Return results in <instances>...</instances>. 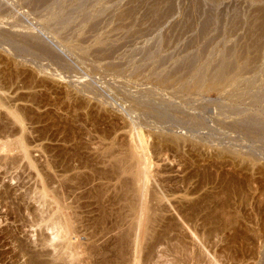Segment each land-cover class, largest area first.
Wrapping results in <instances>:
<instances>
[{
	"label": "rangeland",
	"instance_id": "rangeland-1",
	"mask_svg": "<svg viewBox=\"0 0 264 264\" xmlns=\"http://www.w3.org/2000/svg\"><path fill=\"white\" fill-rule=\"evenodd\" d=\"M37 1L0 0V264H264V45L252 73L185 67L264 0L200 1L201 40L190 0Z\"/></svg>",
	"mask_w": 264,
	"mask_h": 264
},
{
	"label": "bare ground",
	"instance_id": "bare-ground-1",
	"mask_svg": "<svg viewBox=\"0 0 264 264\" xmlns=\"http://www.w3.org/2000/svg\"><path fill=\"white\" fill-rule=\"evenodd\" d=\"M58 1H60V0H38L37 1V3H42L41 5H45V4H50L49 6L50 7H52V5L51 4H55L56 3V5H57V2ZM81 1V0H80ZM84 1V0H83ZM83 1H81V2H79V4L77 5V7H79V5H84L85 4V1H84V4H81V3H83ZM91 1V0H90ZM119 1H121V0H119ZM167 1V0H166ZM169 1V3H167V4H170V6H172V4L175 2H173L172 4H171V2H170V0H168ZM200 1H202V0H190V9H191V15L193 16L194 14H196V13H198V15L199 14H201V13H203L202 14V16L204 15V13L206 14L205 15V17L203 16V17H198V15H196L195 17H198V18H201L202 20V22L200 21V27H199V32H198V34H197V32H195L196 34H197V39H198V37H200V39L199 40H201V38L203 39V38H205V37H207L208 38V34L211 32V30L213 31L214 30V27H212L213 25H214V23H216V21L218 22V20L217 19H219L218 17H217V15L218 14H216L214 11L216 10H214V11H212V10H210V9H208V10H210V11H204V9H202V7H203V2L201 3ZM30 2V1H29ZM28 2V3H29ZM67 2H69V1H67ZM74 2V1H73ZM103 2H105V1H103ZM112 2H114V1H112ZM159 2V1H158ZM157 2V3H158ZM60 3V2H59ZM59 3H58V5H59ZM63 3V2H62ZM62 3H60V4H62ZM71 3V2H70ZM76 3V2H75ZM94 3V2H93ZM117 3V2H116ZM188 2H186V4H187ZM205 3V2H204ZM217 3V2H216ZM64 4V3H63ZM62 4V5H63ZM74 4V3H73ZM72 4V5H73ZM77 4V3H76ZM252 4V3H251ZM65 5V4H64ZM67 5H68V3H67ZM88 5V4H87ZM92 5V4H91ZM129 5V4H128ZM132 5V4H131ZM160 5V4H159ZM215 5V4H214ZM217 5V4H216ZM219 5V4H218ZM259 5V4H258ZM45 6H47L48 7V5H45ZM74 6V5H73ZM86 6V5H85ZM121 6V5H120ZM156 6V5H155ZM168 6V5H167ZM174 6H175V4H174ZM206 6H208V5H206ZM220 6V5H219ZM238 6V5H237ZM248 6V5H247ZM250 6V5H249ZM261 6V5H260ZM43 7V6H42ZM49 7V8H50ZM55 7V6H54ZM58 7V6H57ZM56 7V8H57ZM76 7V8H77ZM81 7V6H80ZM83 7V6H82ZM134 7V6H133ZM209 8H210V4H209V6H208ZM216 7V6H215ZM66 8V7H65ZM72 7H70V9H71ZM74 8H75V6H74ZM74 9V10H76L77 11V9L80 11V8H77V9ZM87 8V7H86ZM103 8H104V6H103ZM109 8V7H108ZM114 8V7H113ZM158 8H159V6H158ZM161 8V7H160ZM186 8V7H185ZM206 9H207V7H205ZM217 8V7H216ZM238 8V7H237ZM247 8H249V7H247ZM255 8V7H254ZM44 9V8H43ZM59 9V8H58ZM73 9V8H72ZM90 9V8H89ZM91 9H92V7H91ZM96 9H97V7H96ZM100 9H102L101 8V6H100ZM105 9V8H104ZM107 9V8H106ZM112 9V8H111ZM129 9V8H128ZM133 9V8H132ZM139 9V8H138ZM152 9V8H151ZM171 9H172V7H171ZM170 9V10H171ZM189 9V8H188ZM188 9L187 10H184V11H188ZM226 9V8H225ZM240 10H241V6H240V8H239ZM48 10V9H47ZM61 10H62V8H61ZM65 10V9H64ZM87 10H88V8H87ZM219 10V9H218ZM217 10V11H218ZM231 10V9H230ZM245 10V9H244ZM44 11V10H43ZM70 11H72V10H70ZM84 11V10H83ZM82 11V12H83ZM91 11V10H90ZM97 11V10H96ZM103 11V10H102ZM133 11V10H132ZM136 11H138V10H136ZM159 11H160V9H159ZM169 11V10H168ZM167 11V12H168ZM174 11H175V9H174ZM220 11H222V10H220ZM228 11V10H227ZM234 11V10H233ZM237 11V10H236ZM247 11V10H246ZM251 11V10H250ZM249 11V12H250ZM47 12V11H46ZM67 12H68V10H67ZM73 12V11H72ZM101 12V11H100ZM147 12V11H146ZM149 12V11H148ZM170 12V11H169ZM172 12H173V10H172ZM177 12V11H176ZM190 12V11H189ZM188 12V13H189ZM226 12V11H225ZM230 13H231V11H229ZM240 12V11H239ZM243 12V11H242ZM241 12V13H242ZM263 12H264V9H263V11H262V9L260 8H258L257 10H256V12L254 13V12H252V13H254V14H252V15H250L251 16V18L249 19V18H247V20H248V23H247V20H246V22H245V20H244V15H242V17H243V19L242 20H244V21H242L241 19V24L243 23V22H245L248 26H247V30L245 31V33H244V36H245V38H241L242 40L240 41V39H239V41L238 42H234L233 44L231 43V44H227L225 47H224V49H223V51H221V52H219V53H221V55L219 54V57H218V55H214L213 53L216 51V50H212V51H210V53H212L214 56H216L215 57V59L213 60H211V58H209V52H206L207 51V47H210V45H211V47H212V44H210V43H208V46H206V44L204 43L203 45H201V50L199 51V53L198 52H193V54L192 53H190V55H188V59H186V62H185V67H187V68H189L190 69V71H191V69L194 67V65H196V64H198L197 62L199 61V58H200V54L201 53H203V55H202V58L203 59H205L206 60V58L208 59V60H204V62H203V64H205V65H207L208 64V62L210 61L211 62V65H212V62H214L215 63V65L213 66L212 65V67H216L217 68V71H218V68L219 69H221L220 71V73H219V78L221 79V80H225V79H227V78H229L228 76L229 75H232V73L233 72H231V71H234V70H236L237 71V74L239 75V74H241V73H243L245 70L246 71H248V70H250L251 71V73H252V70H254V69H256V67H258V65H259V63H260V61H262L263 59L261 58V55H260V50H261V46L262 45H264V14H263ZM61 13V12H60ZM75 13V15H76V12H74ZM78 13V12H77ZM89 13V12H88ZM104 13V12H103ZM116 13V12H115ZM130 13V12H129ZM136 13V12H135ZM154 13V12H153ZM159 13V12H158ZM161 13V12H160ZM165 13H166V11H165ZM219 13V12H218ZM234 13V12H233ZM244 13V12H243ZM246 13V12H245ZM59 14V13H58ZM57 14V15H58ZM69 15L71 14V13H68ZM73 14V13H72ZM84 14V13H83ZM107 14V13H106ZM157 14V13H156ZM166 14H168V13H166ZM171 14V13H170ZM169 14V15H170ZM225 14H227V12L225 13ZM249 14V13H248ZM93 15V14H92ZM103 15V14H102ZM110 15V14H109ZM113 15V14H112ZM117 15H118V13H117ZM124 15V14H123ZM143 15H144V13H143ZM152 15V14H151ZM161 15V17H162V15L163 14H160ZM172 15V14H171ZM185 15H186V12H185ZM185 15H184V18H185ZM191 15H190V13H189V16H190V18H191ZM222 15V17H223V13L221 14ZM221 15H219V16H221ZM230 15V14H229ZM228 15V16H229ZM235 15V14H234ZM233 15V16H234ZM238 15H240V14H238ZM237 15V16H238ZM43 16V15H42ZM99 16V15H98ZM128 16V15H127ZM130 16V15H129ZM156 16V15H155ZM201 16V15H200ZM226 16V15H225ZM249 16V15H248ZM41 17V16H40ZM63 17V16H62ZM79 17V16H78ZM83 17V16H82ZM112 17V16H111ZM144 17H146L145 15H144ZM152 17H154V16H152ZM158 17H159V14H158ZM235 17V16H234ZM242 17H238V18H242ZM88 18V17H87ZM99 18H101V17H99ZM103 18V17H102ZM121 18V17H120ZM119 18V19H120ZM162 18H164L165 19V17H162ZM193 18H194V16H193ZM221 18V17H220ZM233 18V17H232ZM237 18V20H235V19H233V20H235V22L232 24V25H234V24H236V25H238V21H240L239 19ZM67 19H69V17L67 18ZM66 19V20H67ZM104 19H105V17H104ZM118 19V20H119ZM133 19V18H132ZM197 19V18H196ZM51 20V19H50ZM66 20H64V21H66ZM71 20V19H70ZM73 20V19H72ZM71 20V21H72ZM80 20V19H79ZM99 20V19H98ZM102 20V19H101ZM111 20V19H110ZM159 20H161V19H159ZM193 20V19H192ZM220 20H222V18L220 19ZM219 20V21H220ZM232 20V19H231ZM59 21L61 22V20L59 19ZM85 21H86V19H85ZM121 21V20H120ZM153 21V20H152ZM156 21V20H155ZM199 21V20H198ZM223 21H224V19H223ZM69 22V21H68ZM73 22V21H72ZM83 22V21H82ZM101 22V21H100ZM99 22V23H100ZM107 22V21H106ZM122 22V21H121ZM136 22V21H135ZM161 22H162V20H161ZM191 22V21H190ZM193 22V21H192ZM238 22V23H237ZM51 23V22H50ZM79 23V22H78ZM77 23V24H78ZM117 23V22H116ZM115 23V24H116ZM186 23V22H185ZM187 23H189V22H187ZM221 23H223V22H221ZM221 23H219L220 25H221ZM232 23V22H231ZM231 23H230V21H229V25H231ZM245 23H244V26H245ZM67 24V23H66ZM106 24H108V23H106ZM120 24V23H119ZM149 24V23H148ZM151 24V23H150ZM157 24V23H156ZM240 24V25H241ZM53 25V24H52ZM81 24H79V26H80ZM110 25V24H109ZM116 25H118V24H116ZM159 25H161V24H159ZM187 25H189V24H187ZM197 25V24H196ZM195 25V26H196ZM229 25H228V27H227V30H228V32H229ZM236 25L235 26H232V29H230V30H232V31H234L235 32V30H237L238 28L236 27ZM59 26V25H58ZM71 26V25H70ZM73 26V25H72ZM92 26V25H91ZM102 26V25H101ZM122 26V25H121ZM126 26V25H125ZM143 26V25H142ZM150 26V25H149ZM186 26V25H185ZM194 26V25H193ZM195 26H194V28H195ZM216 26V25H215ZM218 26V25H217ZM242 26V25H241ZM94 27V26H93ZM106 27V26H105ZM146 27V26H145ZM156 27V26H155ZM154 27V28H155ZM159 27V26H158ZM161 27V26H160ZM174 27V26H173ZM189 27V26H188ZM192 27V26H191ZM198 27V26H197ZM220 27H222V25L220 26ZM225 27V26H224ZM223 27V28H224ZM235 27H236V29H235ZM67 28V27H66ZM76 28V27H75ZM91 28V27H90ZM95 28V27H94ZM175 28V27H174ZM193 28V27H192ZM191 28V29H192ZM222 28V29H223ZM243 28V27H242ZM241 28V29H242ZM74 29V28H73ZM108 29V28H107ZM122 29V28H121ZM125 29V28H124ZM140 29V28H139ZM147 29V28H146ZM151 29V28H150ZM155 29H158V28H155ZM181 29V28H180ZM185 29V28H184ZM190 29V28H189ZM220 29L221 28H219L218 30H217V32L218 31H220ZM222 29H221V32H222ZM233 29H235V30H233ZM65 30V29H64ZM92 30H93V28H92ZM91 30V31H92ZM112 30H114L113 28H112ZM120 30V29H119ZM148 30V29H147ZM160 30V29H159ZM185 30H187V28L185 29ZM194 30V29H193ZM244 30V29H243ZM62 31V30H61ZM90 31V32H91ZM96 31V30H95ZM110 31V30H109ZM146 31V30H145ZM180 31V30H179ZM184 31V30H183ZM224 31V30H223ZM238 31H240L239 29H238ZM66 32V31H65ZM69 32H71V31H69ZM94 32V31H93ZM149 32V31H148ZM172 32V31H171ZM216 32V31H215ZM76 33V32H75ZM82 33V32H81ZM141 33H142V31H141ZM147 33V32H146ZM146 33H144V34H146ZM193 33H194V31H193ZM223 33V32H222ZM222 33H221V35H222ZM243 33V32H242ZM241 33V34H242ZM138 34V33H137ZM183 34V33H182ZM215 34V33H214ZM218 34H220V33H218ZM217 34V35H218ZM232 34L233 33H231V37H232ZM108 35V34H107ZM141 35V34H140ZM139 35V36H140ZM164 35V34H163ZM168 35V34H167ZM175 35H177V34H175ZM199 35V36H198ZM234 35V34H233ZM239 35H240V33H239ZM109 36V35H108ZM148 36V35H147ZM166 36V35H165ZM194 36V38H195V35H193ZM192 36V37H193ZM214 36V35H213ZM223 36V35H222ZM238 36V35H237ZM243 36V37H244ZM143 37V36H142ZM183 37V36H182ZM191 37V38H192ZM241 37H242V35H241ZM166 38V37H165ZM179 38V37H178ZM191 38H189V39H191ZM210 38H212L211 36H210ZM220 38V37H219ZM218 38V39H219ZM236 38V37H235ZM237 38H240V37H237ZM162 39V38H161ZM160 39V40H161ZM224 39V38H223ZM226 39V38H225ZM205 40V39H204ZM213 40H214V38H213ZM217 40V39H216ZM229 40V39H228ZM244 40V41H243ZM189 41V40H188ZM207 40H205V42H206ZM208 41H210V39H208ZM215 41V40H214ZM221 41V40H220ZM233 41H235V40H233ZM167 42V41H166ZM202 42V41H201ZM200 42V43H201ZM222 42V41H221ZM231 42V41H230ZM229 42V43H230ZM160 43V42H159ZM189 43H190V41L188 42V46H189ZM192 44H190V45H193V41L191 42ZM185 44H186V42H185ZM217 44H219L218 42H217ZM222 44V43H221ZM220 44V45H221ZM155 45V44H154ZM158 45V44H157ZM166 45H167V43H166ZM215 45V44H214ZM213 45V46H214ZM117 46V45H116ZM158 46H160V44L158 45ZM157 46V47H158ZM173 46V45H172ZM219 46V45H218ZM149 47V46H148ZM161 47V46H160ZM163 47V46H162ZM191 47V46H190ZM152 48H154L153 46H152ZM187 48V47H186ZM215 48V47H214ZM219 48V47H218ZM149 49V48H148ZM159 49V48H158ZM169 49V48H168ZM209 49V48H208ZM213 49V48H212ZM111 50V49H110ZM116 50V49H115ZM157 50V49H156ZM156 50H154L155 51V54L154 55H156ZM188 50V49H187ZM153 51V50H152ZM153 51V52H154ZM179 51H180V49H179ZM178 51V52H179ZM189 51V50H188ZM193 51H194V49H193ZM220 51V50H219ZM111 52V51H110ZM149 52V51H148ZM158 52V51H157ZM161 52V51H160ZM176 52V51H175ZM217 52V51H216ZM114 53V52H113ZM174 53V52H173ZM204 53H207L208 54V57H206L207 56V54L204 56ZM217 54H218V52H217ZM157 55H158V53H157ZM152 56V55H151ZM212 57V56H211ZM151 59V58H150ZM169 59V58H168ZM172 59V58H171ZM241 59H243L245 62H242V63H240V61H241ZM147 61V60H146ZM158 61V60H157ZM162 62V61H161ZM201 62V61H200ZM199 62V63H200ZM163 63H165V62H163ZM243 64L244 63V65H240V64ZM264 63V62H263ZM163 65V64H162ZM181 65V64H180ZM201 66H202V64H200ZM209 66L208 67H210V64H208ZM217 65V66H216ZM240 65V66H239ZM199 66V65H198ZM200 66V67H201ZM181 67V66H180ZM202 67H204V66H202ZM206 67V66H205ZM205 67H204V69H205ZM195 68V67H194ZM193 68V69H194ZM241 69V70H238V69ZM186 69V68H185ZM192 69V70H193ZM198 69V68H197ZM208 69H210V68H208ZM215 68H213V70H214ZM264 68H262V70H263ZM177 70V69H176ZM196 70V69H195ZM261 70V69H260ZM250 71H248V73L250 72ZM186 72V71H185ZM214 72H216V69H215V71ZM230 72V73H229ZM263 73H264V71H262ZM186 73H189V72H186ZM203 73V72H202ZM201 73V74H202ZM204 73H205V71H204ZM209 73V72H208ZM258 73V72H257ZM229 74V75H228ZM245 74H247V73H245ZM236 76V75H235ZM258 76H260V75H258ZM258 76H257V79H258ZM254 77V76H253ZM264 77V76H263ZM218 78V79H219ZM250 78V77H249ZM249 78H248V80H249ZM197 79H199V78H197ZM219 79V81H221ZM252 79V78H251ZM260 79V78H259ZM258 79V80H259ZM249 81H255V77H254V80H249ZM213 82V81H212ZM218 83V82H217ZM219 84V83H218ZM221 84V83H220ZM226 84V83H225ZM244 84H245V81H244ZM254 84H256V82L254 83ZM259 84H262V83H259ZM238 85V84H237ZM243 85V84H242ZM241 85V86H242ZM250 86L252 85V84H249ZM224 86V85H223ZM247 87H248V84H247ZM257 87V86H256ZM245 87H243L242 89H244ZM246 89V88H245ZM239 94V93H238ZM241 94V93H240ZM239 94V95H240ZM255 94V93H254ZM264 94V93H263ZM239 95H237V96H239ZM247 95V94H246ZM253 96V93L252 94H250V96ZM235 97H236V95H235ZM241 97V96H240ZM255 97V96H254ZM239 98V97H238ZM136 206V205H135ZM147 209V208H146ZM146 209H144V207L142 208H139V210H138V208H137V215L134 217L135 218V220H136V222H134L135 223V233H136V237H137V239L139 238L140 239V237H141V234L144 232L143 230H144V228L146 227L145 225H146V218L148 217L147 216V211H146ZM134 221V220H133ZM147 228V227H146ZM146 230V229H145ZM143 231V232H142ZM136 239V240H137ZM138 239V240H139ZM135 240V241H136ZM138 242V241H137ZM139 243V242H138Z\"/></svg>",
	"mask_w": 264,
	"mask_h": 264
}]
</instances>
